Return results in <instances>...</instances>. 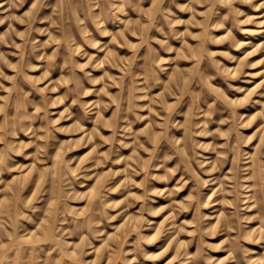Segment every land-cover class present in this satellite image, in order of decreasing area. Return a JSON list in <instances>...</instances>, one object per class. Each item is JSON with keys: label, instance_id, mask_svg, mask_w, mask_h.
I'll use <instances>...</instances> for the list:
<instances>
[{"label": "rangeland", "instance_id": "1", "mask_svg": "<svg viewBox=\"0 0 264 264\" xmlns=\"http://www.w3.org/2000/svg\"><path fill=\"white\" fill-rule=\"evenodd\" d=\"M0 264H264V0H0Z\"/></svg>", "mask_w": 264, "mask_h": 264}]
</instances>
